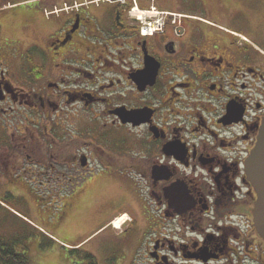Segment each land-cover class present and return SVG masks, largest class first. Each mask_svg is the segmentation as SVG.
Here are the masks:
<instances>
[{
    "label": "flooded vegetation",
    "instance_id": "obj_1",
    "mask_svg": "<svg viewBox=\"0 0 264 264\" xmlns=\"http://www.w3.org/2000/svg\"><path fill=\"white\" fill-rule=\"evenodd\" d=\"M172 1L200 12L176 11L151 38L118 4L82 5L64 24L33 7L7 17L30 41L0 46V197L76 211L91 197L98 219L111 187L99 169L133 170L156 207L139 264H264L246 166L264 122V48L232 28L264 39V6Z\"/></svg>",
    "mask_w": 264,
    "mask_h": 264
},
{
    "label": "rangeland",
    "instance_id": "obj_2",
    "mask_svg": "<svg viewBox=\"0 0 264 264\" xmlns=\"http://www.w3.org/2000/svg\"><path fill=\"white\" fill-rule=\"evenodd\" d=\"M7 1L20 2L22 0H0V4L3 2L6 3ZM255 3H257L255 14L258 16L263 10L264 0H256ZM25 5H29V7L32 6L29 3ZM156 5L158 9L169 12H184L189 10H193L195 13L200 12L199 8L193 6V3H181L177 5L172 0H156ZM61 8H63V6ZM43 9L44 7H42V10ZM49 12L50 11H48V14ZM3 13L4 12H0V14ZM9 16L11 15H0V24L3 23L0 46H2V48L9 47L6 50L10 51L16 49L17 51H21V49L26 50L29 46L30 38L24 40L23 37L21 39L13 35V30L10 29L11 25L7 23V17ZM232 28L244 35H249L248 37H250L254 43L264 48V39L258 34H255L252 29L250 30L246 27L243 22H233ZM261 32L262 31H260V35L263 36ZM15 41L19 43H15ZM102 171L109 176L111 187H107L105 189L106 192L104 191L105 194H103L104 197L101 200V204L104 205V212L101 213L98 219L93 218L91 220L90 215H88L87 208L90 199H92L91 197L86 201L83 200L82 205H79L77 211L74 206L66 208L63 200H55L52 209L54 217L51 223H56L57 226L50 230L49 226L45 224L48 229V235H43L38 230L42 225L39 216L34 212L33 205L30 204L27 197L9 196L7 199L0 197V200L4 201L10 209L14 210L12 211L13 213L20 216L16 217L12 213L0 209V237L6 240L9 238H16L19 242L23 243L27 249V253H30L36 264H66L64 261V254L66 253L64 251L67 250H63L61 246L57 249L53 245V243H56L55 240L50 236L55 235L53 234V230L58 227V222L63 223L66 218L64 227L69 222L66 227L68 241L74 243L77 237L80 238L83 243H81L79 247L85 246L82 248V251L93 255L98 264L141 263V261L144 260V258L141 259V257L146 256L148 248L144 247H146L152 239V233L153 230H155V225L154 229H152L151 225L154 222L153 220L156 219V207L152 204L148 196L147 198L145 197L144 192L141 190L143 186L141 185V180L138 179L137 172L133 170L123 171L121 168H111L109 170L100 168L99 172L101 173ZM36 200L46 203L48 201L47 199ZM122 216L128 217L123 223L122 231H114L110 226H107L110 221ZM73 223L74 226L79 225L81 228L75 231L72 230ZM74 233L75 236H72L71 234ZM45 236H47L48 239ZM37 242H41L43 248L38 247ZM23 245L20 247L22 248ZM68 248L71 249L73 247L69 246ZM45 251L49 252L44 253ZM58 251H61L63 257L60 256L58 258L56 256V254L59 253ZM68 255L74 257L77 254L72 255L68 253ZM76 257L78 258V255ZM76 257L73 260H76ZM78 261L79 263L77 264H84L79 258Z\"/></svg>",
    "mask_w": 264,
    "mask_h": 264
},
{
    "label": "crops",
    "instance_id": "obj_3",
    "mask_svg": "<svg viewBox=\"0 0 264 264\" xmlns=\"http://www.w3.org/2000/svg\"><path fill=\"white\" fill-rule=\"evenodd\" d=\"M91 1L92 0H22L20 2L7 1L6 3L3 2L0 4V10H1V12H5L4 15H7V14L12 15L13 12L15 11L13 9H16V8H20L22 11L27 12L29 10V5L27 6L25 4L29 3L32 6H34V10L37 11L38 14H40L43 17L44 16L43 10L52 11L56 7L61 8L64 4H72L75 2H77L79 5L90 6V5H86V3L91 2ZM147 1L148 0H139V3L141 6H147V5H149ZM42 7H44L43 10H42ZM54 16L58 17L61 24H64L65 22L69 21L73 17V13L62 12L59 15H54ZM54 33H55V30L51 31V34H54ZM27 199L29 200L30 204L33 205L34 212L36 214H38V216H39L40 222L42 224L41 228H44L48 232V229L46 228L45 224H47L49 226L50 230H52L53 227L57 226L56 223H51V220L54 217L52 209H53V205L55 203L54 202L55 200L47 201V203H46V202L36 200L35 198H32L30 196H27ZM73 203H75V202H73ZM74 207L77 208V203L74 204ZM9 209H10L9 207L3 208V210H6V211H8ZM115 219H113V220H115ZM65 222H66V218H65V221L63 223L58 222V227L55 230H53V232H54L53 234H55L53 236H55V238L57 240H59L61 243L69 244L72 247H75L77 249V248H79V245L81 243H83V241L78 237L74 240V243L68 241L67 232L65 229L66 226L64 227ZM107 226H110V225H107ZM47 239H48V237H47ZM53 245L57 249H59L58 247L61 246L59 243H53ZM37 246L43 248V244H41V242H37ZM84 247L85 246H83L82 248H84ZM46 252H49V251H45L44 253H46ZM58 252L59 253H57L56 256L59 258L63 254H61V251H58ZM65 255L66 254H64V261H66V258H67ZM71 259H74V258H71ZM71 259L68 262H66V264H75V260H72V263H71Z\"/></svg>",
    "mask_w": 264,
    "mask_h": 264
},
{
    "label": "water",
    "instance_id": "obj_4",
    "mask_svg": "<svg viewBox=\"0 0 264 264\" xmlns=\"http://www.w3.org/2000/svg\"><path fill=\"white\" fill-rule=\"evenodd\" d=\"M246 166L247 177L258 194L255 224L259 234L264 239V123L261 127L256 147L247 160Z\"/></svg>",
    "mask_w": 264,
    "mask_h": 264
},
{
    "label": "trees",
    "instance_id": "obj_5",
    "mask_svg": "<svg viewBox=\"0 0 264 264\" xmlns=\"http://www.w3.org/2000/svg\"><path fill=\"white\" fill-rule=\"evenodd\" d=\"M16 238L5 239L0 237V264H36L30 254L27 253L26 247ZM82 252V253H81ZM78 258L84 264H98L96 258L90 253L78 251Z\"/></svg>",
    "mask_w": 264,
    "mask_h": 264
},
{
    "label": "built area",
    "instance_id": "obj_6",
    "mask_svg": "<svg viewBox=\"0 0 264 264\" xmlns=\"http://www.w3.org/2000/svg\"><path fill=\"white\" fill-rule=\"evenodd\" d=\"M132 15L142 24L141 34L145 37L152 36L154 33L163 30L166 14L158 12L156 9H152L149 12L134 9Z\"/></svg>",
    "mask_w": 264,
    "mask_h": 264
},
{
    "label": "bare ground",
    "instance_id": "obj_7",
    "mask_svg": "<svg viewBox=\"0 0 264 264\" xmlns=\"http://www.w3.org/2000/svg\"><path fill=\"white\" fill-rule=\"evenodd\" d=\"M128 217H123L121 219H118L115 223V228L117 230H120L121 226L123 225V223L127 220Z\"/></svg>",
    "mask_w": 264,
    "mask_h": 264
}]
</instances>
